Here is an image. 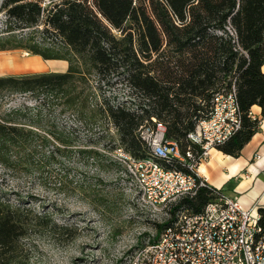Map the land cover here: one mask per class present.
I'll return each instance as SVG.
<instances>
[{
	"label": "trees",
	"instance_id": "obj_1",
	"mask_svg": "<svg viewBox=\"0 0 264 264\" xmlns=\"http://www.w3.org/2000/svg\"><path fill=\"white\" fill-rule=\"evenodd\" d=\"M43 1L2 0L7 35L0 36V52L26 50L45 61H65L67 70L2 77L0 98L12 92L63 99L64 110L91 123L100 121L107 130L112 127L126 153L145 159L150 153L138 136L143 124L155 119L163 125L166 140L176 142L181 151L194 148L188 134L208 117L213 95L234 85L242 127L216 150L237 158L257 132L258 121L248 113L257 106L264 117V0H50L47 7ZM34 29L54 41L42 45L31 33L16 34ZM92 74L106 84H125L137 102L127 106V101L115 104L104 98L90 104L79 85ZM38 136L15 117L1 118L0 165L8 170L19 165L17 154ZM214 192L208 186L178 201L169 210L170 218L156 225L155 237L177 213H200ZM257 212L264 231V208ZM29 217L37 225L67 231L48 215L34 214L20 198L0 192V264L25 261L22 241Z\"/></svg>",
	"mask_w": 264,
	"mask_h": 264
},
{
	"label": "rangeland",
	"instance_id": "obj_2",
	"mask_svg": "<svg viewBox=\"0 0 264 264\" xmlns=\"http://www.w3.org/2000/svg\"><path fill=\"white\" fill-rule=\"evenodd\" d=\"M49 3L44 0L43 6ZM5 30L6 17L0 9V36L7 35ZM30 33L36 43L54 41L35 29L16 32L17 36ZM58 64L26 50L1 51L0 78L61 73L64 69ZM81 88L92 105L104 98L115 104L127 101V106L137 102L125 84H106L94 74ZM62 102L41 93L5 92L0 98V119L15 117L40 136L17 154L20 164L15 168L0 165V192L20 198L34 214H46L56 227L67 230L37 225L29 217L22 264H122L133 250L156 239V225L165 223L169 214L135 198L118 161L117 150L123 148L115 130H107L100 121L80 119L64 110ZM43 136L48 139L45 143Z\"/></svg>",
	"mask_w": 264,
	"mask_h": 264
},
{
	"label": "built area",
	"instance_id": "obj_3",
	"mask_svg": "<svg viewBox=\"0 0 264 264\" xmlns=\"http://www.w3.org/2000/svg\"><path fill=\"white\" fill-rule=\"evenodd\" d=\"M248 116L256 120L251 111ZM241 127L242 112L232 85L213 95L208 117L188 134L194 148L181 151L176 142L165 139L163 125L151 119L138 129L150 156L136 159L118 149V161L139 203L169 214L178 201L208 187L199 176V164ZM214 190V198L200 213H177L155 240L133 250L122 264H264L258 212Z\"/></svg>",
	"mask_w": 264,
	"mask_h": 264
},
{
	"label": "crops",
	"instance_id": "obj_4",
	"mask_svg": "<svg viewBox=\"0 0 264 264\" xmlns=\"http://www.w3.org/2000/svg\"><path fill=\"white\" fill-rule=\"evenodd\" d=\"M58 65L64 70L68 67L65 61H59ZM64 70L61 73H65ZM250 111L258 121V129L240 155L234 158L212 150L208 159L199 164L198 172L208 186L257 212L264 208V117L257 106Z\"/></svg>",
	"mask_w": 264,
	"mask_h": 264
}]
</instances>
